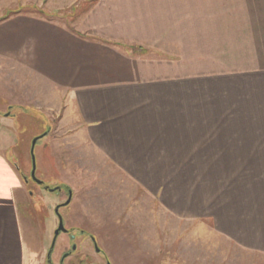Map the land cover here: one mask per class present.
<instances>
[{
    "label": "crops",
    "instance_id": "obj_1",
    "mask_svg": "<svg viewBox=\"0 0 264 264\" xmlns=\"http://www.w3.org/2000/svg\"><path fill=\"white\" fill-rule=\"evenodd\" d=\"M0 14L6 110L65 112L129 209L145 196L155 223H208L264 264V0H0ZM21 191L0 147V264L26 254Z\"/></svg>",
    "mask_w": 264,
    "mask_h": 264
},
{
    "label": "rangeland",
    "instance_id": "obj_2",
    "mask_svg": "<svg viewBox=\"0 0 264 264\" xmlns=\"http://www.w3.org/2000/svg\"><path fill=\"white\" fill-rule=\"evenodd\" d=\"M6 81L0 85V147L9 149L21 177L20 213L26 243L23 264H49L48 252L59 226L55 210L69 198L66 186L72 191L73 200L70 205L61 207L60 214L67 230L74 231L60 234L52 254L53 264H62L64 252L73 253L64 264L254 262L252 257L242 254L230 241L210 229L208 223H193L192 219L182 222L181 217L175 218L160 210L157 212L159 221L155 223L152 211L156 209L145 202L148 200L145 196H131L133 203L130 210L122 197L127 191H123L122 179L118 183L120 178L103 169L104 160L87 153L89 150L85 143L81 149L82 141L74 135L77 128L75 120L68 118L65 112H62L61 118L58 114L50 116L44 108H35L36 111L30 108L28 116H24L26 112L20 106L6 110L8 101H11L8 98L13 97L12 88L17 87V81L16 84ZM8 113L17 119L13 137L4 134L8 129L5 125L1 126V118ZM44 133L48 135L37 142L34 152L36 178L49 188L62 185L61 192H50L31 177L32 144ZM135 203H138L136 207ZM83 229L87 233L92 232L100 245L82 234L80 230ZM99 231L104 232L103 236L101 233L102 238L98 235Z\"/></svg>",
    "mask_w": 264,
    "mask_h": 264
},
{
    "label": "water",
    "instance_id": "obj_3",
    "mask_svg": "<svg viewBox=\"0 0 264 264\" xmlns=\"http://www.w3.org/2000/svg\"><path fill=\"white\" fill-rule=\"evenodd\" d=\"M43 136H44V135H43ZM43 136L37 137V138L33 141L32 149H31V153H32V157H33V169H32V174H31V176H32L33 181L36 182V183L39 184V185H43L44 183L36 178V169H37V165H36V160H35V154H34V152H35V147H36L37 142H38L41 138H43ZM45 188H46V190H49L50 192H55V191H59V190H60V188H54V189H53V188H49L48 186H46ZM68 191H69V198H68V200H67L64 204H61V205L57 206V207H56V210H55L56 215H57L58 218H59V226H58V229L55 231L54 238H53V242H52L51 248H50V250H49V252H48V261H49V262H50L51 259H52V254H53V251H54V249H55V246H56V243H57V241H58V238H59L60 234H62V233H66V232L68 231L67 228L65 227L63 217H62L61 214H60V209H61V207L70 205V203H71V201H72L73 193H72V191H71L70 189H68ZM74 249H75V248H74Z\"/></svg>",
    "mask_w": 264,
    "mask_h": 264
},
{
    "label": "flooded vegetation",
    "instance_id": "obj_4",
    "mask_svg": "<svg viewBox=\"0 0 264 264\" xmlns=\"http://www.w3.org/2000/svg\"><path fill=\"white\" fill-rule=\"evenodd\" d=\"M45 135L43 136V137H46L48 134L47 133H44ZM32 177V176H31ZM33 180V179H32ZM26 182H28L27 180H26ZM43 182V181H42ZM36 183V182H35ZM44 183V182H43ZM41 186H47L45 183L43 184V185H41ZM56 188H60V190H59V192H61L62 191V185H59V187H56ZM67 190L68 189H70L68 186H66L65 187ZM54 189V188H53ZM71 231H74V230H68L65 234H69ZM81 231V233L82 234H84V235H86V236H88V238H90L92 241H93V243H97V244H99L100 245V243L98 242V240H97V238L95 237V236H93V235H91V234H89V233H87L86 231H84V230H80ZM97 244H95V245H97ZM99 245H98V252H100L101 251V249L99 248ZM71 248H72V246H71ZM102 251H103V248H102ZM104 254H106L105 252H104ZM72 255H73V253L72 252H64V254L62 255V258H61V263L62 264H64L65 262H66V260L67 259H69V258H71L72 257ZM47 260H48V258H47ZM49 264H53L52 263V261H50L49 262Z\"/></svg>",
    "mask_w": 264,
    "mask_h": 264
}]
</instances>
